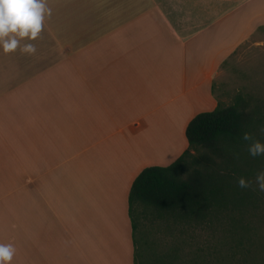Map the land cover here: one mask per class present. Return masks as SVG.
<instances>
[{
	"label": "crops",
	"instance_id": "1",
	"mask_svg": "<svg viewBox=\"0 0 264 264\" xmlns=\"http://www.w3.org/2000/svg\"><path fill=\"white\" fill-rule=\"evenodd\" d=\"M45 2L35 53L0 51V242L10 264H134L132 183L189 147L264 0Z\"/></svg>",
	"mask_w": 264,
	"mask_h": 264
},
{
	"label": "trees",
	"instance_id": "2",
	"mask_svg": "<svg viewBox=\"0 0 264 264\" xmlns=\"http://www.w3.org/2000/svg\"><path fill=\"white\" fill-rule=\"evenodd\" d=\"M245 131L264 141V98L238 92L232 103L218 101L191 118L186 127L189 147L173 162L139 172L129 193L134 264H177L178 259L176 246L160 250L153 245L151 259L145 260L143 232L136 220L139 204L152 205L182 223L213 227L221 255L216 264H222L221 259L226 264H264L259 232L264 192L254 183L255 174L264 169V155H249ZM240 176L253 178V183L240 187ZM194 264L213 263L205 256Z\"/></svg>",
	"mask_w": 264,
	"mask_h": 264
},
{
	"label": "rangeland",
	"instance_id": "3",
	"mask_svg": "<svg viewBox=\"0 0 264 264\" xmlns=\"http://www.w3.org/2000/svg\"><path fill=\"white\" fill-rule=\"evenodd\" d=\"M214 89L222 105L232 103L238 92L264 98V25H260L219 67ZM262 210L264 212V206ZM136 220L143 232L145 260L151 259L153 245L160 250L176 246L177 264H194L195 259L200 261L205 256L216 264L220 245L213 227L176 221L164 211L146 204L137 206ZM259 222L260 249L264 253V215ZM226 262L221 259L222 264Z\"/></svg>",
	"mask_w": 264,
	"mask_h": 264
},
{
	"label": "clouds",
	"instance_id": "4",
	"mask_svg": "<svg viewBox=\"0 0 264 264\" xmlns=\"http://www.w3.org/2000/svg\"><path fill=\"white\" fill-rule=\"evenodd\" d=\"M52 8L45 0H0V51L8 53L16 50L35 53L36 46L32 41L37 38L43 28L45 16H50ZM24 40V43H21ZM242 138L249 141L247 148L251 156L264 155V141L254 139L245 131ZM240 187H248L253 178L240 176L237 179ZM255 187L264 192V169L254 177ZM15 252L11 243L0 242V264H10Z\"/></svg>",
	"mask_w": 264,
	"mask_h": 264
}]
</instances>
